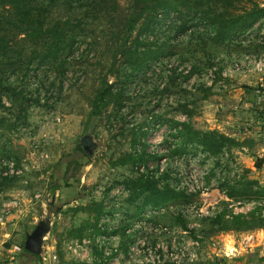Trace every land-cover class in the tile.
<instances>
[{
  "label": "rangeland",
  "instance_id": "374dc122",
  "mask_svg": "<svg viewBox=\"0 0 264 264\" xmlns=\"http://www.w3.org/2000/svg\"><path fill=\"white\" fill-rule=\"evenodd\" d=\"M32 1L46 22H66L69 46L61 63H29L37 47L17 35L25 58L0 61V243L12 250L0 264H234L221 255L226 234L241 242V260L230 259L262 264L249 250L264 229L218 231L209 220L255 208L264 216V198L229 197L244 182L264 185V18L214 43L217 0H181L169 12L141 0ZM143 6L151 29L140 33L141 19L127 32ZM136 36L162 54L134 67L122 49ZM104 81L115 101L93 115ZM175 122L237 143L210 155L186 142L176 153ZM84 135L97 144L90 156ZM140 175L186 196L138 212L129 181ZM42 218L50 231L34 259L23 243Z\"/></svg>",
  "mask_w": 264,
  "mask_h": 264
},
{
  "label": "trees",
  "instance_id": "16d2710c",
  "mask_svg": "<svg viewBox=\"0 0 264 264\" xmlns=\"http://www.w3.org/2000/svg\"><path fill=\"white\" fill-rule=\"evenodd\" d=\"M142 2H153L152 7L163 9L166 12L178 11L181 0H141ZM218 8L208 12V17L214 25V43H220L234 37L235 35L245 32L252 28L260 19L264 18V5L257 0H217ZM32 0H0V61L5 58L11 63L22 62L25 56L22 55L21 47L16 49L18 44L17 35L21 36V41L34 44L37 50L30 57L28 62L40 58V61L60 62V58L68 44V36L65 32L66 22H46L41 10L34 8ZM147 6H143L136 16H130L126 22V31L134 30L135 25L143 19L139 32L150 30L155 16L151 12L144 13ZM73 37L70 36V40ZM24 43V44H25ZM132 47L123 43L122 53L131 60L134 67H141L147 61L157 58L162 52L159 48L150 49L147 44L139 40L136 36L132 41ZM23 46V44L21 45ZM142 48V49H141ZM115 101L112 86L104 81L97 89L92 102L91 114L98 115L108 105ZM175 126L180 125L182 128L177 136L182 138L183 146L178 147L174 152L182 154L187 151V143H195L201 147V150L210 155L219 154L225 147L233 146L237 142L235 138L225 135L218 131L206 130L198 132L193 130L189 124L184 122H175ZM187 142V143H186ZM80 149V148H78ZM71 162L68 161L67 166ZM71 186V182L67 183ZM131 189V201L142 197L141 207L138 212L146 206L160 208L167 202L185 197L182 191L174 190L169 186L163 188L157 187L153 180L144 175H140L134 180L129 181ZM60 188L56 181L52 182V190ZM255 188V189H254ZM255 197L264 198V185L258 180H250L241 184L240 188L229 194V197ZM100 206V205H99ZM60 209V207L58 208ZM226 218L224 213H219L209 220L211 224H219L218 231H247L253 229H264V216L256 208L248 213L231 214ZM23 247V246H22ZM23 250L31 254L34 259L39 255L30 253L24 247Z\"/></svg>",
  "mask_w": 264,
  "mask_h": 264
},
{
  "label": "water",
  "instance_id": "95a60500",
  "mask_svg": "<svg viewBox=\"0 0 264 264\" xmlns=\"http://www.w3.org/2000/svg\"><path fill=\"white\" fill-rule=\"evenodd\" d=\"M78 145L89 156L92 155L95 148H97V144L92 140L91 135H84L81 137ZM49 231L50 219H40L35 227L25 234L23 243L24 248L30 253L42 255L43 243Z\"/></svg>",
  "mask_w": 264,
  "mask_h": 264
},
{
  "label": "crops",
  "instance_id": "0c3cea01",
  "mask_svg": "<svg viewBox=\"0 0 264 264\" xmlns=\"http://www.w3.org/2000/svg\"><path fill=\"white\" fill-rule=\"evenodd\" d=\"M262 94H264V92ZM259 233L264 235V230L260 231ZM226 235H228V236L226 238L222 239L223 245H224V249H223V252L221 253V255H222L223 259L225 261H227L228 263L230 262V263L237 264L238 260H235V259L240 257L239 259L241 260V256L240 255H242V253H241V242L236 240L235 236H233V235H232L233 237L232 236L230 237L229 234H226ZM256 241H258V246H256L254 249H251L249 251H250V254H253V255H255V257H258L259 255L264 254V251H263L264 250V236H260V238L259 239L257 238ZM227 246H229V247L227 248ZM231 249L234 250L235 257H237V258L230 259V258H227V257L224 256L223 253L227 252V250H231ZM2 251L3 252L12 251L11 250V246L9 245L8 247H6V243L5 244L4 243H0V253ZM240 262H242V261H240ZM260 263L261 262H258V264H260ZM238 264H241V263H238ZM262 264H264V261H263Z\"/></svg>",
  "mask_w": 264,
  "mask_h": 264
},
{
  "label": "built area",
  "instance_id": "2783aa9c",
  "mask_svg": "<svg viewBox=\"0 0 264 264\" xmlns=\"http://www.w3.org/2000/svg\"><path fill=\"white\" fill-rule=\"evenodd\" d=\"M9 167L13 170V164H11V163H9ZM134 249H132L131 251H133ZM139 251V250H138ZM106 253V252H105ZM106 255H108V253H106ZM224 256L225 257H233V256H235V254H234V250L233 249H231V250H229V251H227V252H224ZM53 258H55V255L53 256Z\"/></svg>",
  "mask_w": 264,
  "mask_h": 264
}]
</instances>
